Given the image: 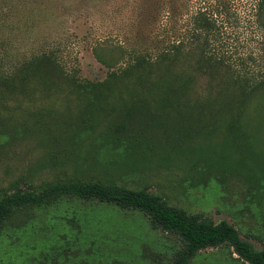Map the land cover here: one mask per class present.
Wrapping results in <instances>:
<instances>
[{"label": "rangeland", "instance_id": "1", "mask_svg": "<svg viewBox=\"0 0 264 264\" xmlns=\"http://www.w3.org/2000/svg\"><path fill=\"white\" fill-rule=\"evenodd\" d=\"M260 1L0 0V192L61 179L146 188L189 214L226 221L264 249ZM199 12L213 15L211 45L228 76L201 74L197 53L185 54L195 35L203 40L194 27ZM174 41L185 52L171 70L156 69L158 83L141 85L134 75L105 81L131 57H154ZM44 55L81 89L30 65ZM229 77L262 86L240 116L220 113L236 92ZM179 247L139 212L61 198L4 221L0 264H168ZM190 264L247 263L219 247Z\"/></svg>", "mask_w": 264, "mask_h": 264}, {"label": "trees", "instance_id": "2", "mask_svg": "<svg viewBox=\"0 0 264 264\" xmlns=\"http://www.w3.org/2000/svg\"><path fill=\"white\" fill-rule=\"evenodd\" d=\"M262 11H264V0L257 4L256 16H261ZM214 22L211 14L208 15L206 12L197 14L194 27L196 32L204 34L203 40L200 42L199 37L195 35L192 42L193 52L185 53L190 56L197 53L198 57H196L194 66L197 67L198 72L209 75L213 80L220 73L228 76L231 72L230 66L219 58L216 49L211 45L213 41L211 37L215 30ZM261 26L264 27L263 22ZM168 48L151 58L141 55L131 57V61L122 71L111 73L105 81H123L134 75V79L141 85L148 82L158 83L156 75L153 76L156 69L163 67L171 70L176 64L177 57L185 52L182 41H174ZM36 60L30 63L32 67L39 71L48 67L54 72L58 81L79 85L81 89V82L65 74L59 62L54 58L44 55ZM228 81H232L236 92L226 102V106L220 113L231 112L234 116H240L248 98L262 89V86L252 84L248 77L232 79L229 77ZM172 89V87L167 88L164 97L173 98ZM226 90H228L227 87H225ZM176 91L174 98L179 99L184 95L185 84H179ZM95 98L98 96L95 95ZM61 198L92 201L102 205H111L123 211L131 210L141 213L148 218L151 229L174 235L180 242V247L168 264H190L201 251L219 247L231 249L238 259L247 264H264V249L258 251L253 249L247 241L240 237L239 231L226 221L215 223L210 218L199 214H189L183 209L168 205L162 197L149 192L146 188L128 189L112 181L101 183L97 180L79 182L61 179L38 187L15 185L9 190H2L0 192V233L4 221L14 211L28 207L47 206Z\"/></svg>", "mask_w": 264, "mask_h": 264}]
</instances>
